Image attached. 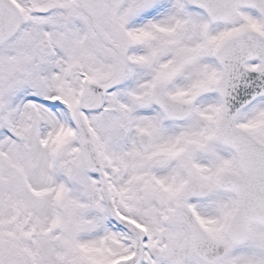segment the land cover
I'll use <instances>...</instances> for the list:
<instances>
[{"label":"snow or ice","instance_id":"obj_1","mask_svg":"<svg viewBox=\"0 0 264 264\" xmlns=\"http://www.w3.org/2000/svg\"><path fill=\"white\" fill-rule=\"evenodd\" d=\"M0 264H264V0H0Z\"/></svg>","mask_w":264,"mask_h":264}]
</instances>
